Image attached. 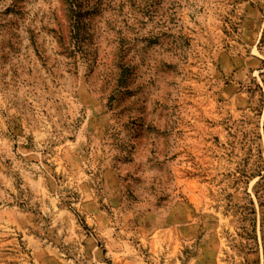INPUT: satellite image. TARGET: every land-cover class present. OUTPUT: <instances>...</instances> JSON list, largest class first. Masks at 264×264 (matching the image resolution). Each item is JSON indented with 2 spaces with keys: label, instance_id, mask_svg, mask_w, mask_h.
Masks as SVG:
<instances>
[{
  "label": "rangeland",
  "instance_id": "rangeland-1",
  "mask_svg": "<svg viewBox=\"0 0 264 264\" xmlns=\"http://www.w3.org/2000/svg\"><path fill=\"white\" fill-rule=\"evenodd\" d=\"M0 264H264V0H0Z\"/></svg>",
  "mask_w": 264,
  "mask_h": 264
}]
</instances>
